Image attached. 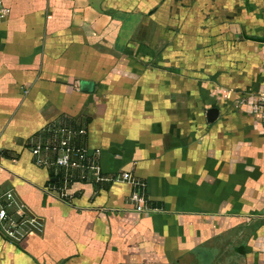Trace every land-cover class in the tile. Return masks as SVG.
<instances>
[{
  "label": "crops",
  "instance_id": "crops-1",
  "mask_svg": "<svg viewBox=\"0 0 264 264\" xmlns=\"http://www.w3.org/2000/svg\"><path fill=\"white\" fill-rule=\"evenodd\" d=\"M2 3L0 192L33 221L0 264H264V122L236 103L264 92V0ZM54 125L142 184L62 195L30 151Z\"/></svg>",
  "mask_w": 264,
  "mask_h": 264
},
{
  "label": "built area",
  "instance_id": "built-area-1",
  "mask_svg": "<svg viewBox=\"0 0 264 264\" xmlns=\"http://www.w3.org/2000/svg\"><path fill=\"white\" fill-rule=\"evenodd\" d=\"M9 9L0 0V17H5ZM237 104L249 103L252 113L257 114L264 122V92L243 96L236 100ZM47 136L31 148V153L36 162L53 166L62 171V195L68 196L66 186L74 179L90 180L93 182H110L113 180L127 181L132 185L142 184L132 176L130 172H120L117 175H106L101 171L98 162L88 154L86 145L78 140L85 132L84 128H73L69 125H54L46 128ZM52 153L53 158L48 160L41 154ZM132 200L142 201V197L133 192ZM13 212L25 213L26 206L20 201L12 189L0 192V233L5 237L18 241L19 228L26 222H32L33 218L17 219Z\"/></svg>",
  "mask_w": 264,
  "mask_h": 264
},
{
  "label": "water",
  "instance_id": "water-1",
  "mask_svg": "<svg viewBox=\"0 0 264 264\" xmlns=\"http://www.w3.org/2000/svg\"><path fill=\"white\" fill-rule=\"evenodd\" d=\"M218 109L216 107H212L208 109V117L210 120H212V116H215L217 114Z\"/></svg>",
  "mask_w": 264,
  "mask_h": 264
}]
</instances>
